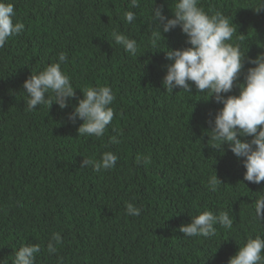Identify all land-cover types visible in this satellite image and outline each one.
<instances>
[{"label": "trees", "instance_id": "1", "mask_svg": "<svg viewBox=\"0 0 264 264\" xmlns=\"http://www.w3.org/2000/svg\"><path fill=\"white\" fill-rule=\"evenodd\" d=\"M25 25L0 48V264H13L25 245H39L35 264H228L248 237H264L255 201L264 181L243 180L246 171L224 145L213 148L209 119L222 107L199 92H166L169 49L189 47L179 28L152 42V6L172 17V0H4ZM155 3V4H154ZM258 0H200L209 15L221 12L236 28L233 43L246 57L264 53V10ZM136 19L127 23L125 13ZM137 41L135 57L111 33ZM241 35H243L241 37ZM238 37H240L238 39ZM67 53L61 70L76 98L27 110L23 83ZM245 63L246 72L248 67ZM239 83H243V75ZM109 86L116 114L103 137L78 136L83 123L68 121L87 87ZM234 87L228 95H238ZM211 114V116H210ZM111 137L120 140L112 144ZM250 140L251 137L241 138ZM118 156L110 170L81 168L84 158ZM151 163H137V156ZM216 172L217 191L206 187ZM141 209L130 216L126 204ZM211 211L233 216L232 229L189 238L179 231ZM54 233L63 243L50 255Z\"/></svg>", "mask_w": 264, "mask_h": 264}, {"label": "clouds", "instance_id": "2", "mask_svg": "<svg viewBox=\"0 0 264 264\" xmlns=\"http://www.w3.org/2000/svg\"><path fill=\"white\" fill-rule=\"evenodd\" d=\"M199 4L200 0H172L171 18L164 14L163 5L152 6L151 21L155 25L153 44L164 38L162 34L179 28L189 45L183 49L168 48L164 52L165 58L171 63L166 67L163 87L170 93L177 88L190 93L194 84L199 92L208 94L209 99L206 101L212 100L222 105L208 121L211 129L208 132L209 141L213 143V148L219 150L227 145L228 150L242 161L246 170L243 180L259 185L264 181V53L254 59L246 57L241 45L232 42L236 28L229 19L221 12L209 15ZM131 6L140 7L139 0H131ZM253 10L257 14L264 10V0H258ZM15 17L14 5L0 0V48L5 46L10 37L21 34L25 28L22 22L14 23ZM124 19L131 24L136 14L128 11ZM111 36L115 44L122 46L129 55H137L139 49L136 40L116 31ZM67 59V53L61 52L59 62L50 64L25 80L23 89L26 90L27 110L35 111L37 105H45L50 109L53 104L63 110L69 106L70 100L76 98L71 78L61 70V65ZM245 63L253 65L246 72ZM242 75L243 83H239ZM234 87L239 88V94L228 95ZM82 96L67 119L73 124L77 120L83 122L77 129L78 136L101 138L116 115L111 107L116 99L115 94L109 86H102L87 87ZM246 137L251 139H241ZM110 142L119 144L120 140L111 137ZM118 159L114 153L104 152L99 160L84 158L81 168L91 166L95 171L110 170L116 166ZM137 163L149 164L151 157L138 155ZM220 184L215 172L209 177L206 187L214 192ZM126 211L130 216L138 217L141 214V209L132 203L126 204ZM254 211V220L262 224L264 195L256 199ZM233 221V216L227 211L219 215L204 211L192 217L191 222L182 225L179 231L189 238H209L216 235L217 224L232 229ZM62 243L60 234L54 233L47 245L48 253L56 254L57 245ZM40 250L39 245L22 246L16 251L13 264H35L36 254ZM228 264H264V237H248L228 260Z\"/></svg>", "mask_w": 264, "mask_h": 264}]
</instances>
